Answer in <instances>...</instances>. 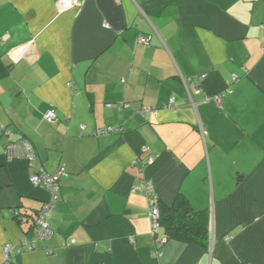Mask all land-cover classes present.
<instances>
[{
    "label": "crops",
    "instance_id": "crops-1",
    "mask_svg": "<svg viewBox=\"0 0 264 264\" xmlns=\"http://www.w3.org/2000/svg\"><path fill=\"white\" fill-rule=\"evenodd\" d=\"M56 1L0 0V264H264V0ZM20 135L34 167L8 158ZM60 167L40 239L16 216ZM144 181L207 212V248L158 239Z\"/></svg>",
    "mask_w": 264,
    "mask_h": 264
},
{
    "label": "built area",
    "instance_id": "built-area-1",
    "mask_svg": "<svg viewBox=\"0 0 264 264\" xmlns=\"http://www.w3.org/2000/svg\"><path fill=\"white\" fill-rule=\"evenodd\" d=\"M84 0H57L56 6L60 13L68 11L72 8H80L83 4ZM107 26V25H106ZM140 42L147 43L148 40L141 39ZM224 97V94L217 95L216 99L221 100ZM149 110V108H146ZM45 118L48 121H53L57 118V114L54 110H50L46 113ZM119 128L109 127L106 132H111L114 130H118ZM3 135H11L9 128L5 124H0V137ZM6 153L10 160L15 159L17 157H24L28 160L30 166H35L36 160V150L31 143L30 140L25 138L24 136H19L17 139L9 140L6 145ZM154 161L153 157L148 158V163H152ZM68 173L65 168L60 167L57 174L51 175L44 171L43 169L36 171L31 176V183L33 185H39L41 183H45L51 193V198L44 202L39 210V215L37 219L36 225V233L40 239L48 238L51 235V227L49 224V218L51 216L53 207L55 202L59 198L60 191V181L61 177H68ZM140 190L146 196H148L150 201V218L152 223V228L154 234L160 228V218H161V210L159 208L158 203L156 202V194L154 188L151 186V183L144 181L140 185ZM165 240H162V242ZM73 241L67 242V245H71ZM37 249V240L34 236H25L22 242L19 245L13 244H5L4 256L7 262L15 260L22 253L33 251Z\"/></svg>",
    "mask_w": 264,
    "mask_h": 264
},
{
    "label": "trees",
    "instance_id": "trees-1",
    "mask_svg": "<svg viewBox=\"0 0 264 264\" xmlns=\"http://www.w3.org/2000/svg\"><path fill=\"white\" fill-rule=\"evenodd\" d=\"M156 202L161 210L160 228L155 233L158 239L160 233H163L166 240L196 244L203 248L209 246V221L206 211L195 209L189 199L182 193H179L171 204L157 200V198ZM38 215L39 211L33 215L19 212L16 218L20 222L27 218L26 233L31 234L37 228ZM30 217H32V220Z\"/></svg>",
    "mask_w": 264,
    "mask_h": 264
},
{
    "label": "bare ground",
    "instance_id": "bare-ground-1",
    "mask_svg": "<svg viewBox=\"0 0 264 264\" xmlns=\"http://www.w3.org/2000/svg\"><path fill=\"white\" fill-rule=\"evenodd\" d=\"M142 167V166H141ZM154 188V187H153Z\"/></svg>",
    "mask_w": 264,
    "mask_h": 264
}]
</instances>
